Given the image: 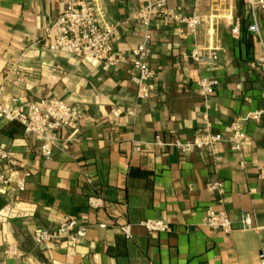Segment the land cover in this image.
I'll return each instance as SVG.
<instances>
[{"label":"crops","instance_id":"0c3cea01","mask_svg":"<svg viewBox=\"0 0 264 264\" xmlns=\"http://www.w3.org/2000/svg\"><path fill=\"white\" fill-rule=\"evenodd\" d=\"M70 0H0V92L11 108L41 98L77 105V128H61L50 159L40 153L42 140L24 133L18 122L0 116V148L18 160L14 172H29L25 190L0 184V261L9 264H259L264 254V116L244 122L243 154L221 145L183 153L163 141L192 140L206 122L214 132L230 135V125L248 112L264 108V68L257 62L258 38L249 31L253 14L245 0H169L173 11H198L203 23L198 43L215 47L219 58L203 67L184 62L193 39L176 23L156 18L149 63L156 70L155 89L138 100L130 81L131 64L103 71L93 61L43 48L42 37ZM155 0H88L105 21L121 22L113 46L131 58L142 41L143 27L132 18ZM264 41V13L256 12ZM235 23L240 34L232 35ZM218 80L208 106L196 91L201 77ZM140 147V150H137ZM4 164L0 165V172ZM14 176V174H13ZM220 181L222 201L208 184ZM100 195L105 205L89 206ZM208 208L226 210L234 231L200 226ZM249 216L253 228L241 227ZM88 227L87 236L68 254V241L37 245L35 233L55 230L65 218ZM162 219L169 232L148 234L139 223ZM105 222L102 230L98 223ZM131 224V238L120 225ZM16 242L18 253L5 258Z\"/></svg>","mask_w":264,"mask_h":264},{"label":"built area","instance_id":"2783aa9c","mask_svg":"<svg viewBox=\"0 0 264 264\" xmlns=\"http://www.w3.org/2000/svg\"><path fill=\"white\" fill-rule=\"evenodd\" d=\"M169 0L148 1L141 5L132 16L138 20L143 27L142 41L131 50V58L115 50L113 43L119 38L121 22L111 23L101 18L97 5L89 4L88 0H70L68 6L58 15L46 34L42 37L43 48L52 53L70 54L78 58L93 61L101 66L105 72L118 67L120 64L129 62L131 64L130 81L136 87V97L143 100L149 97L155 89L154 80L156 70L151 67L149 58L151 44L153 41L152 23L156 18H161L164 23H176L179 32L185 37L193 39V47L189 53L183 52L182 59L188 63L194 62L198 67H203L215 62L219 58L218 49L215 47L203 49L197 40L199 27L203 23V17L198 11L190 15L179 14L167 5ZM250 6L253 14V22L248 29L259 40L260 53L257 55V62L264 68V41L256 20V12L264 13V0H245ZM240 34V27L235 23L232 28L234 37ZM196 91L208 106L211 95L215 92L218 80L214 77L201 76L195 81ZM0 116L7 122H18L24 128V133L34 135L42 140L40 146L41 155L50 159L53 155L58 131L61 128L75 130L82 117V110L77 105L70 104L67 100L44 97L27 106L11 108L1 99L0 92ZM264 116V108L248 112L245 116L238 117L230 125L228 138L221 132H214L211 124L206 122L192 140H174L165 142L157 135L155 144L159 146H172L183 153L193 150H208L217 155L221 145L225 142L230 148L242 158L243 144L245 139L244 122H260ZM140 150V147H137ZM4 169L0 172L1 185H14L18 192L25 190L26 182L30 176L29 172L17 174L14 169L18 166V160L6 150L0 148V165ZM14 174V176H13ZM258 175L264 180V164L258 167ZM208 190L216 192L222 201L225 192L223 183L214 181L208 184ZM89 206L94 209L103 208L105 202L98 195H92L88 199ZM148 234L171 231L170 224L162 219H146L139 223ZM241 227L244 229L253 228V222L249 216H242ZM200 226L214 230H220L231 234L235 227L226 210H215L208 208ZM102 230L108 228L105 222L98 223ZM131 224L119 226L125 238L132 236ZM88 227L78 224L75 219L65 218L55 230L40 229L35 233L34 240L37 245L66 239L68 241V254H72L76 246L87 236ZM18 253L16 242L8 244L4 252L5 258H12ZM0 264H9L0 261ZM259 264H264V254L259 255Z\"/></svg>","mask_w":264,"mask_h":264}]
</instances>
